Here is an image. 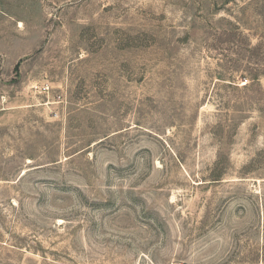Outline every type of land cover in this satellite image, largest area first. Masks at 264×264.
Returning a JSON list of instances; mask_svg holds the SVG:
<instances>
[{
  "label": "rangeland",
  "instance_id": "1",
  "mask_svg": "<svg viewBox=\"0 0 264 264\" xmlns=\"http://www.w3.org/2000/svg\"><path fill=\"white\" fill-rule=\"evenodd\" d=\"M0 264H264V0H0Z\"/></svg>",
  "mask_w": 264,
  "mask_h": 264
}]
</instances>
